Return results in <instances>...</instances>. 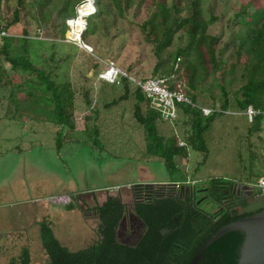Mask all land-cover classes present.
<instances>
[{
  "label": "trees",
  "instance_id": "16d2710c",
  "mask_svg": "<svg viewBox=\"0 0 264 264\" xmlns=\"http://www.w3.org/2000/svg\"><path fill=\"white\" fill-rule=\"evenodd\" d=\"M81 1L16 0L11 19L3 23L0 29L6 30L18 22L21 10L29 12L33 9L32 14L40 25L54 11V19L60 24V36L64 38L67 28L65 18L75 15ZM109 1L120 15L134 3V0ZM217 1L153 0L152 11L141 23L145 37L154 43L157 62L153 74L163 77L174 74L172 81L182 85L192 102L177 103L178 115L171 120L178 124L181 121L180 128L188 127V131L184 129L181 133L185 141L181 146L177 144L176 132L168 136L160 132L159 123L168 119H164L160 111L152 107L139 88L134 90V116L145 133L151 153L163 157L168 167L175 168L176 149L181 151L179 158L187 156L186 148L206 151L205 134L216 114L224 113L231 107L246 109L251 105L259 108L263 100L264 0H247L239 4L231 20V25L236 27L232 29L229 42L222 46L219 45L221 35L208 30L218 19L213 12ZM95 5L96 11L87 18L81 39L87 32L93 33L92 17L102 15L109 7L105 0H95ZM93 10L91 6L89 13ZM180 31L186 35V42L171 49L174 37ZM40 42L43 40L29 37L26 29L18 37L0 35V99L7 100V114L14 109L11 115L14 118L26 116L31 120L51 122L60 128L74 129L75 91L72 83L66 79L60 80L54 70L59 67L57 61L70 56L67 53L56 61L55 52L52 51L46 59L37 48ZM228 47L232 49V61L223 56ZM176 63L178 67L175 69ZM13 74L18 75L17 82L12 80ZM129 85L126 78H121L119 84L113 83L115 87H123V97L130 92ZM19 93H24V97H20ZM203 94L211 99L207 105L213 111L209 115H204L201 110L205 105ZM230 94L233 95L232 100ZM142 101L146 103L145 109L139 105ZM216 102H219L218 109ZM92 129L91 134L96 140L98 135L94 133L97 127ZM188 183L178 182L176 193L164 192V195H161L164 189H169L165 184L131 186L134 196L142 191L158 194L138 198L135 202V210L145 223V231L134 245L117 239L116 229L124 205L118 197L111 195L102 204L97 203L90 208L98 218L96 238L83 248L71 250L64 246L54 235L50 223L40 221V246L49 264H189L200 246L221 226L264 207L261 200L255 209L243 210L248 198H236L231 192L233 182L219 178H212L207 184L209 198L203 206H198L195 204V187L179 189L180 185L188 186ZM70 197L71 202L66 207L72 209L74 199L72 195ZM208 202L212 208L204 206ZM5 237V234H0V254L1 240ZM156 260H160V263H155ZM10 264H31L28 244L20 247L19 254L11 257ZM196 264H219L218 256L205 249Z\"/></svg>",
  "mask_w": 264,
  "mask_h": 264
},
{
  "label": "rangeland",
  "instance_id": "374dc122",
  "mask_svg": "<svg viewBox=\"0 0 264 264\" xmlns=\"http://www.w3.org/2000/svg\"><path fill=\"white\" fill-rule=\"evenodd\" d=\"M105 1L109 4L106 11L92 17L93 33L89 31L82 38L86 48L64 40L66 31L64 38L60 36V24L54 19V11L40 25L32 14L33 9L29 12L21 10L20 20L5 30L6 35L18 37L26 29L29 37L43 40L37 44V48L46 59L52 51L55 52L56 61L69 54L70 58L57 61L59 67L54 70L60 80L66 79L72 83L77 127L89 129L86 132L80 131L79 136L75 131L74 137L79 139L58 145L59 155L56 156L57 149L51 148L47 140L51 138L49 129L47 136H42L41 132L34 135L30 131L23 135L25 131H19L20 126L16 127L14 124L6 128V120L0 122V136L17 133L25 141L36 139L31 155L20 157L7 153L0 157V165L5 168L7 189L12 191L15 187L30 192L37 190L36 197L32 195V198H37L35 201L25 199L18 202L11 195L7 197L3 210H0V233L3 235L4 232L6 235L1 240L0 264H10L11 257L18 255L24 244H28L30 248L31 264H49L40 246L39 229L33 226L34 219L36 216L41 218V214L44 216L42 221L50 223L56 238L71 250L83 248L96 238L98 218L90 208L98 201H90L91 194L81 195L89 201L87 200V208L80 204L82 211L84 210L79 213L80 217L77 212L69 211L52 201V197L61 191L60 188L67 186L69 179L77 191L85 189L95 192L96 198L106 193L112 196L113 193L120 194L127 203H132L131 186L135 184L155 185L174 181L182 184L189 181L188 184L194 187H202L210 183L212 178L232 181L233 187L242 182L249 183L254 194L248 198L243 210L255 209L262 200L256 185L262 166L260 113L252 122L248 120L245 109L238 107L216 114L205 134L206 151L186 148L187 156L179 158L181 151L176 149L175 168L168 167L163 157L151 153L145 133L134 116L136 87L129 85L130 92L123 97L125 91L122 86L115 87L113 83L103 82L98 73L111 60L137 78L156 76L153 74L157 62L154 43L147 40L141 29V23L153 9V0H134L133 5L124 9L122 15L112 8L111 1ZM245 1L247 0L217 1L213 12L218 15V19L208 30L221 35L220 46L229 42L232 29L236 27L231 25L232 16L238 10L239 4ZM15 6L16 0H0V26L11 19ZM185 42L186 35L180 31L174 37L171 49ZM231 51V47H228L223 52L224 58L230 61L234 60ZM11 76L15 82L19 80L18 75ZM24 95L19 93L20 97ZM205 95L203 94V107H209L207 104L211 99ZM232 96L230 94L231 100ZM6 103V99H0V115L3 114ZM139 105L145 109L146 103L142 101ZM215 107L219 108V102H216ZM261 108L262 103L256 109ZM13 114L14 109L7 115ZM181 124V121L179 124L171 120L162 121L159 123L160 132L166 136L176 132L177 144L183 146L185 141L181 133L184 129L188 131V127L180 128ZM32 125V122L28 123V130ZM93 126L99 130L100 138L96 140L89 137L92 130L90 128ZM11 139L12 143L6 141L3 146L12 147L16 141ZM19 140L18 138L17 143ZM28 161L32 162L31 165L34 164L32 169L26 166ZM173 188L178 189L177 186ZM10 198L14 202L9 201ZM73 199L75 200L74 197ZM207 207L212 208V205L208 204Z\"/></svg>",
  "mask_w": 264,
  "mask_h": 264
},
{
  "label": "built area",
  "instance_id": "2783aa9c",
  "mask_svg": "<svg viewBox=\"0 0 264 264\" xmlns=\"http://www.w3.org/2000/svg\"><path fill=\"white\" fill-rule=\"evenodd\" d=\"M90 0H82L75 9V15L72 17L65 18L66 23V32L71 27L70 20H73L74 17L78 15L79 7L83 4L87 3ZM95 9L90 14L92 15L96 11L95 0H91ZM84 16L86 22L83 25V29L80 32V35L86 28L87 18L90 16ZM0 35H6L4 29H0ZM64 40L68 42H72L78 45L81 48H86L85 44L82 43V39L79 37L77 39L68 37ZM179 60V59H178ZM178 67V64H175V69ZM98 77L103 82L108 83H116L119 84L121 82V78H126L130 84L134 85L136 88H139L146 99L149 100V103L160 111L162 117L164 119L173 120L177 117V103H189L192 104L189 97L185 94L183 87L178 82H173L172 79L175 75L171 76H149L146 78H137L130 73L121 69L114 61H107L105 68L98 73ZM201 110L204 115H209L213 109L210 107H201ZM227 110L225 112H229ZM262 116V166L260 170V176L257 179V188H258V195L261 197L262 202L264 203V95L262 100V108L256 109L253 106L249 105L245 109V114L249 121H252L253 118L259 114ZM182 143V142H181ZM52 201L56 202L57 204H68L71 202V197L68 194H58L52 197Z\"/></svg>",
  "mask_w": 264,
  "mask_h": 264
},
{
  "label": "crops",
  "instance_id": "0c3cea01",
  "mask_svg": "<svg viewBox=\"0 0 264 264\" xmlns=\"http://www.w3.org/2000/svg\"><path fill=\"white\" fill-rule=\"evenodd\" d=\"M2 120H6V123H5L6 128H8L9 126L14 125V124H16L15 125L16 127L20 126L19 131H23V130L25 131L24 133L21 132L23 135H25L27 132L30 131V133H33L34 135H37L38 132H41L42 136H47L46 133L49 129V134L51 135L50 136L51 138H47V140H49V142H50L49 146L53 149H57V146L62 144L63 142H67V141H71V140L76 141L77 139H79L78 137H74L75 131L78 132V136H79L80 131L86 132V130L89 129L88 127L84 128V129H80L77 127L76 123H75L74 129H70L67 127L60 128L59 126H56L55 124H53L51 122L43 121V120H31V119L27 118L26 116H23V117L17 119V118H14L12 116L7 115L6 106H5V110H4L3 114L0 115V122ZM20 122H24V124H21ZM30 122H32L33 125L30 128V130H28L27 127H28V123H30ZM48 123H50V124H48ZM46 126H48V127H46ZM93 127H96V126H93ZM92 128H90V129H92ZM93 131H94V129L91 130L90 134ZM59 132H60V134H59ZM65 134L67 136L64 137ZM94 134H97L98 138H100L98 129H96V132ZM92 135L93 134L89 135L91 140H93ZM22 137L23 136L19 137L17 135V133H15L14 135H1L0 136V157H2L3 155H5L7 153L8 154H17L20 157L25 156V154L31 155L33 150H34L33 149V143L36 142V139L30 138L28 141H25L24 138H22ZM11 138L15 139V141H16L15 144H12V147L3 146V144H4L3 142L9 141V143H12L13 140ZM18 138L20 140L17 143ZM8 145H10V144H8ZM21 145H23L24 147H22ZM58 155H59V150L57 149L56 156H58ZM27 163H28V165H26V166L29 167L30 169H32L34 164L31 165L30 163H32V162H29V161ZM0 172H1V174H0V210H3V208L6 205L7 197H10L11 195H12V197H14L12 199L16 200L18 202L25 201V199H28L29 201H32L33 199L35 201L37 199V198H32V195H34L33 197H36L37 190L30 192L27 189H24V190H23V188L16 189L15 187H14V190H12V191L10 189H7L6 184H5V177H6L5 168L2 165H0ZM59 181H61V180H59ZM20 183H22V182H20ZM173 183H178V181H174ZM60 189H61V191H59L56 194H68V195H72V197L75 198V200L73 201L74 207L72 209L67 208L66 205H64V204H60V205L65 207L69 211L77 212L79 217H80L81 212L84 211V210L82 211L80 204H83L84 205L83 207L87 208V206H88L87 203L89 201L88 199L83 198L81 196L82 194H85V193L91 194V196L89 198L90 201H95V202L98 201L97 202L98 204H102L106 200V198L108 196H110V194L107 195V193H106V195L101 196L99 198H96V197H94L96 194L95 192H88L85 189L82 191H77V190H75V188H73V182L71 179L68 180L67 186L63 185ZM42 195H45V194H42ZM51 195H54V194H51ZM16 197H17V199H16ZM13 200H11V198L9 199V201L14 202ZM43 206H45V205H43ZM35 209H38V208H35ZM43 217L44 216H42V214H41V218H37V216H36V218L34 219L35 222L33 221V224H34L33 226L38 228V223L40 221H42ZM2 234L4 235V232Z\"/></svg>",
  "mask_w": 264,
  "mask_h": 264
},
{
  "label": "water",
  "instance_id": "95a60500",
  "mask_svg": "<svg viewBox=\"0 0 264 264\" xmlns=\"http://www.w3.org/2000/svg\"><path fill=\"white\" fill-rule=\"evenodd\" d=\"M165 185L178 187V183ZM205 249L218 256L219 264H264V207L221 226L200 246L189 264H196Z\"/></svg>",
  "mask_w": 264,
  "mask_h": 264
},
{
  "label": "flooded vegetation",
  "instance_id": "af4514ba",
  "mask_svg": "<svg viewBox=\"0 0 264 264\" xmlns=\"http://www.w3.org/2000/svg\"><path fill=\"white\" fill-rule=\"evenodd\" d=\"M241 184L249 185V183L242 182L240 183V185L237 184L236 188L231 186V192L235 195V197L241 198V199L252 197L254 194L253 188L251 187L243 188L241 187ZM180 186H179V189L188 190L189 186H192V185L189 184L188 186L186 185L181 188ZM193 189H194L195 204L198 206L200 205L203 206L205 200L209 198V187L206 185L202 187H195ZM176 191L177 190L170 189V188L164 189L163 194L161 195H164V192L165 193H176ZM153 195H158V194L142 191V192L136 193L134 196V194L131 193L132 203H127L126 201L122 199L120 194L113 193V197H118L120 202L124 205V211H123V214L119 220V223L116 229V236L118 240H120L123 243L132 244V245L136 244L139 241L143 232L145 231V223L135 210V204H136L135 202L139 200L138 198H141V197L149 198L150 196H153ZM129 204H131V206ZM208 204H211V203L208 202L204 206L207 207ZM154 262L160 263V260H156Z\"/></svg>",
  "mask_w": 264,
  "mask_h": 264
},
{
  "label": "bare ground",
  "instance_id": "6f19581e",
  "mask_svg": "<svg viewBox=\"0 0 264 264\" xmlns=\"http://www.w3.org/2000/svg\"><path fill=\"white\" fill-rule=\"evenodd\" d=\"M91 6H93L95 9L93 2L90 0L87 3L83 4L81 7H79L78 15L73 18V20H70L71 27L66 32V35L68 37L77 39L81 36L80 32L82 31L83 25L86 22L84 16H88L93 12L92 11L91 13H89L91 10Z\"/></svg>",
  "mask_w": 264,
  "mask_h": 264
}]
</instances>
